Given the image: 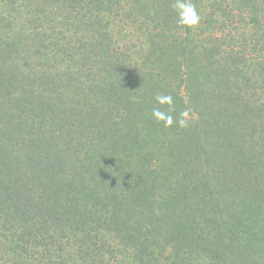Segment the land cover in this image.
Segmentation results:
<instances>
[{"label": "trees", "instance_id": "16d2710c", "mask_svg": "<svg viewBox=\"0 0 264 264\" xmlns=\"http://www.w3.org/2000/svg\"><path fill=\"white\" fill-rule=\"evenodd\" d=\"M191 2L0 0V264H264V0Z\"/></svg>", "mask_w": 264, "mask_h": 264}, {"label": "clouds", "instance_id": "9594fccd", "mask_svg": "<svg viewBox=\"0 0 264 264\" xmlns=\"http://www.w3.org/2000/svg\"><path fill=\"white\" fill-rule=\"evenodd\" d=\"M178 12V23L186 26H195L200 21V15L196 10L195 5L191 0H176V3L173 5ZM160 105H168V111L162 112L159 108L154 107L152 109V115L158 121H163L165 126H172L174 123V118L171 113L174 109L173 97L169 95L157 94L154 98ZM180 119L175 121L180 127L188 126L189 112L184 110L180 112Z\"/></svg>", "mask_w": 264, "mask_h": 264}]
</instances>
